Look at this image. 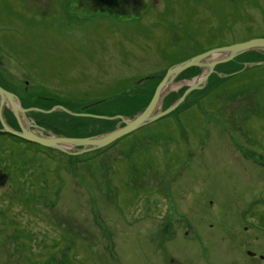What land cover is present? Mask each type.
<instances>
[{"label": "rangeland", "instance_id": "obj_1", "mask_svg": "<svg viewBox=\"0 0 264 264\" xmlns=\"http://www.w3.org/2000/svg\"><path fill=\"white\" fill-rule=\"evenodd\" d=\"M139 2L117 19L71 12L69 0H0V87L44 111L29 115L32 132H111L121 121L100 117L134 119L173 65L264 37V0ZM259 63L264 50L218 65L177 111L101 150L0 136V168L12 175L0 190V264H264ZM203 73L181 74L159 111Z\"/></svg>", "mask_w": 264, "mask_h": 264}, {"label": "water", "instance_id": "obj_2", "mask_svg": "<svg viewBox=\"0 0 264 264\" xmlns=\"http://www.w3.org/2000/svg\"><path fill=\"white\" fill-rule=\"evenodd\" d=\"M108 4L111 0H93ZM264 50V37L254 38L246 42L236 43L233 45L218 47L211 49L205 53L194 56L186 61L180 62L170 67L159 85L157 86L153 97L151 98L148 106L143 112H141L134 119L128 120L120 116L123 127L117 128L114 131L83 138H66V137H43L36 135L31 131L32 125L28 122L27 118L21 120L20 116L26 114L30 110L23 109L20 106V100L17 95L5 91L0 87V122L3 127L2 132L12 134L20 137L23 140L38 144L42 147L58 150L70 155H82L85 153L93 152L95 150L104 149L119 139L144 128L161 118L172 114L181 104H183L188 96L196 90H200L206 87L209 77L215 73V69L218 65L224 64L240 57L241 55L251 51ZM257 64H251L250 67ZM258 65H264L259 63ZM198 67L204 70L201 77L191 81L187 90L175 103L165 111H159L164 96L169 93L177 80V78L185 71ZM11 108V111L17 117L19 125L21 126V132L13 130L4 120L3 111L6 106ZM20 115V116H19ZM102 119L112 120L109 117H100ZM24 123V124H23ZM81 148L78 153L70 152L71 148ZM9 176L6 173L0 172V185L3 186L8 181Z\"/></svg>", "mask_w": 264, "mask_h": 264}, {"label": "flooded vegetation", "instance_id": "obj_3", "mask_svg": "<svg viewBox=\"0 0 264 264\" xmlns=\"http://www.w3.org/2000/svg\"><path fill=\"white\" fill-rule=\"evenodd\" d=\"M74 3H77L78 5H80L81 6V9H77V8H73V6H74ZM140 2H139V0H111V2H108V4H106V3H102V2H99V1H93V0H69V5H71L72 4V6H71V12L73 11V12H78V13H80V14H84V15H91L92 16V18H95V17H98L97 15H99L100 13H103L101 16H104V14L105 13H107V14H109V15H111V16H113V17H115V18H117V19H121V18H130V17H134V15H136V8H137V5L139 4ZM8 5V4H7ZM88 5V7H90L89 9L88 8H86V6ZM77 9V10H76ZM55 11V10H54ZM88 12H92L91 14H87ZM96 12V13H95ZM2 16H0V21H2ZM149 104V103H148ZM39 105V104H38ZM21 106H22V108L23 109H25V108H28V109H26V110H30V111H28L26 114H24V115H19L20 116V118H21V120H23V118L25 117V118H27V120H29V115L31 114V113H35V114H42V113H44V111L43 110H41V109H38L37 108V110H40L39 111V113L38 112H34L32 109H30V108H34V107H25V103H21ZM39 107H40V105H39ZM58 107V103H55L54 104V106H53V109H55V108H57ZM52 109V110H53ZM32 111V112H31ZM41 112V113H40ZM65 112H67V111H65ZM68 113V112H67ZM70 114L72 115L73 113H72V111L70 110ZM140 113H138L137 115H139ZM125 113H122V114H117L116 116H115V118H113L112 120H114V119H117V120H120L121 121V119L120 118H117V117H120V116H122V117H124L125 118ZM11 117L14 119V120H17V126H15V127H11L13 130H16V131H18V132H21V126L19 125V122H18V119H17V117L14 115V113L12 112L11 113ZM109 117V116H108ZM134 117H136V116H134ZM111 118V117H110ZM39 121H42L41 120V118H39ZM29 122V121H28ZM122 122V121H121ZM120 122V124H118V127L117 128H120L119 126H121L122 125V123ZM157 122V121H156ZM156 122H154V123H156ZM154 123H152V124H154ZM152 124H150V125H152ZM150 125H148V126H150ZM148 126H146V127H148ZM20 127V128H19ZM35 127H40V128H42V129H44L45 130V128H43V127H41V126H39L38 124L37 125H35ZM146 127H144V128H142V129H145ZM116 128V129H117ZM31 129V131H32V128H30ZM116 129H114V130H116ZM2 129H0V136H5V135H7L8 133H5V132H2L1 131ZM113 130V131H114ZM141 130V129H140ZM46 131V130H45ZM112 131V130H111ZM137 133V132H136ZM35 134H38L39 136H41V134H39L38 132H35ZM102 134V133H101ZM10 135H12V134H10ZM13 137H15V139L17 140V141H25V140H22L20 137H18V136H15V135H12ZM128 136V135H127ZM127 136H125V137H123V138H121L120 140H118V142L119 141H121V140H123L124 138H126ZM63 137V136H62ZM69 138H72V137H69ZM77 138V137H76ZM14 139V138H13ZM14 139V140H15ZM27 143H29V144H33V145H36V146H40V145H38V144H35V143H32V142H28L27 141ZM41 148H44V149H47L48 150V148H45V147H42V146H40ZM0 172H3V173H6L8 176H9V178H8V181L6 182V184L5 185H3V186H1L0 185V190L1 189H3V188H6L8 185L7 184H9L11 181H12V175L11 174H8L7 172H5L3 169H1L0 168ZM3 217H5V215H3ZM256 219L258 220V221H260L261 222V224L262 225H264V216L262 217V216H256ZM249 223H247L246 222V224H245V227H244V229H247V230H249L250 229V227H249ZM249 253V252H248ZM254 255V253H250L249 255ZM252 255V256H253ZM263 257V256H262Z\"/></svg>", "mask_w": 264, "mask_h": 264}, {"label": "trees", "instance_id": "obj_4", "mask_svg": "<svg viewBox=\"0 0 264 264\" xmlns=\"http://www.w3.org/2000/svg\"><path fill=\"white\" fill-rule=\"evenodd\" d=\"M251 39H254V38H251ZM222 46H225V45H224V44H220L219 47H222ZM216 48H218V47H216ZM213 49H214V48H213ZM208 51H209V50H208ZM199 55H200V54H199ZM189 59H190V58H189ZM186 60H188V59H186ZM186 60H182V62H183V61H186ZM253 67H254V66H253ZM255 67H256V66H255ZM250 68H252V67H250ZM246 69H247V68H246ZM247 70H248V69H247ZM245 71H246V70H245ZM246 72H247V71H246ZM240 74H241V73H240ZM243 74H245V72H244ZM243 74H241V75H243ZM241 75H240V76H241ZM236 77H237V75H234L232 78H236ZM161 78L163 79V77H161ZM232 78H231V79H232ZM153 79H154V78H153ZM162 79H161V80H162ZM160 82H161V81H160ZM160 82H159V83H160ZM158 85H159V84H158ZM158 85H157V86H158ZM157 86H156V88H157ZM176 111H177V110H176ZM174 112H175V111H174ZM170 115H171V114H170ZM167 116H169V115H167ZM165 117H166V116H165ZM163 118H164V117H163ZM161 119H162V118H161ZM161 119H160V120H161ZM38 147H40V146H38Z\"/></svg>", "mask_w": 264, "mask_h": 264}]
</instances>
